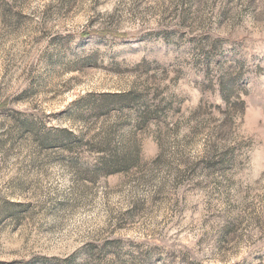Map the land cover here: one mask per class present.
<instances>
[{"label": "rangeland", "instance_id": "obj_1", "mask_svg": "<svg viewBox=\"0 0 264 264\" xmlns=\"http://www.w3.org/2000/svg\"><path fill=\"white\" fill-rule=\"evenodd\" d=\"M0 264H264V0H0Z\"/></svg>", "mask_w": 264, "mask_h": 264}, {"label": "trees", "instance_id": "obj_2", "mask_svg": "<svg viewBox=\"0 0 264 264\" xmlns=\"http://www.w3.org/2000/svg\"><path fill=\"white\" fill-rule=\"evenodd\" d=\"M226 98V96L224 97ZM136 160V157L134 155H127L123 161L121 160L120 157H118V155H111L110 159L108 161H105V168L106 169H109L107 170V172H113L114 170L115 171H118L119 169H122V168H118V167H122V166H125L124 164H133Z\"/></svg>", "mask_w": 264, "mask_h": 264}]
</instances>
